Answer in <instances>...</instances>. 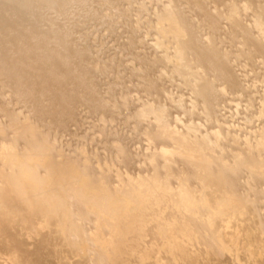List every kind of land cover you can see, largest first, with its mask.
<instances>
[{"label": "bare ground", "instance_id": "6f19581e", "mask_svg": "<svg viewBox=\"0 0 264 264\" xmlns=\"http://www.w3.org/2000/svg\"><path fill=\"white\" fill-rule=\"evenodd\" d=\"M86 1L89 2L88 0H0V78L8 85L7 87H10L9 89L14 93L12 96L20 97L24 105L26 103L29 105L28 108L31 107L32 112L38 115L37 119H40V114L49 117L51 122L46 127L51 131L54 126H62L61 124L67 120H72L73 107L78 101L94 99L97 105L101 106L105 102L100 100L99 93L97 90L96 93L93 86V77L95 79L93 73L95 70L98 72V67L94 69L91 66L94 69L93 77L88 74L91 72L87 59L90 51L86 53L85 49L76 45L79 41V37L78 40L76 39V31L80 30L79 23L73 18L66 23L63 21L65 24L59 22L68 17L74 9H78L82 15H87L86 9L89 8ZM115 1L120 4L119 0ZM104 3L108 5V2ZM110 5L108 6L111 8ZM100 7L98 8L101 9ZM162 7L163 9L160 7L162 11L154 16L156 19L153 26L155 25L159 31L162 40L168 41L166 43L171 49L169 48L168 54L159 56L167 61L166 65H170L171 72L180 77L176 76V78L187 84L201 99L202 105L198 107L203 114L201 117L210 119L213 114L207 112L205 106L217 94L218 88L214 87L215 80L220 77L226 82L238 84L222 63L223 53L217 45L221 31L220 23L228 21L232 38L238 34H242V37L244 35L245 41L243 46L240 43L242 46L239 47L240 53L246 56L251 51L255 52L252 61L264 66L263 0H166L165 6ZM246 8L254 11L252 21L238 16V12ZM115 9L117 11V7L113 8V11ZM187 11H196L204 19V23L209 25L208 36L198 44L194 42L195 33L188 23ZM49 13H52V17L55 16L56 19H48ZM98 15L97 17L101 18V14ZM35 16L40 20L36 25L31 23ZM111 20L113 22V19ZM9 22H14V25L11 26ZM250 24L255 27V36L251 35L252 32L248 34ZM45 27L49 29L48 32L45 31ZM149 29L155 28L149 27ZM162 40L160 42L163 45ZM140 61L137 60L138 63ZM140 65L144 64L140 63ZM171 76L174 77L173 74ZM153 82L152 84L148 82L151 84L149 91L161 94L160 87L155 84L157 81L154 84ZM46 98L48 99L44 100ZM143 102L142 108L139 106L140 111L150 112V117L152 116L156 124L153 125L156 128L152 126L153 131L150 129L151 137L160 134L159 136L168 138L172 145H168L172 147L169 150L173 149L179 155L182 154L184 160L192 167L191 171H187L195 180H199L198 183L201 181L203 187L200 184L197 187L185 185L186 187L177 190L169 184V177L165 182L163 180L161 182L157 177L158 173L151 170L150 173L139 172L138 175L135 173L131 175L129 172L120 173L116 168L113 173L117 180L111 185L104 183L100 176L86 177L81 170L82 162L79 160L76 162L74 157V159L68 157L59 146L56 147L57 153L52 155V147L46 139L45 132L40 130L35 133L33 130L36 128L34 113L32 117L35 119L28 114L29 109L27 114L17 116L19 113L16 115L9 111L8 107L7 109L1 107L3 115L7 116L6 122L11 128L14 127L12 141L4 144L0 142L2 145L0 160L5 163V166L0 168V256L6 264H258V262L264 264V228L262 224L256 222L255 214L247 215L250 212L248 198L246 199L245 196L246 201H244L241 197L243 200L240 201V195L235 190L237 186L232 185L230 181H227V184L230 183L228 185L230 188L227 187L228 191L223 185L220 186L226 191L225 193H222V188H218L221 195L211 194V198L207 195L214 190L213 181L220 182L219 178L223 180L225 175H231L236 166L240 169L241 159L238 152L234 149L229 151V159L221 156L211 157L208 152L218 142L204 131L192 128V125L189 128L186 125L188 130H184L168 122L164 105L154 106L147 100ZM18 104L20 105V102ZM103 106L107 105L103 104ZM140 111L137 112L138 115ZM186 111L185 113L188 114L187 108ZM212 121L214 122V119ZM202 122L204 124V121ZM5 124L7 127V123ZM66 124L63 125L66 127ZM1 126L0 124V128ZM38 127L41 129L40 126ZM254 135L255 141L254 137L251 138L252 140L240 138L241 148L247 146L248 150L254 145L264 147V128L257 130ZM49 136L47 137L51 140ZM151 137L148 138L151 140ZM18 138L24 139L25 147L22 146L21 151L12 150L11 143ZM215 138L217 139V136ZM230 140L234 142V139ZM253 141L254 144H251ZM56 145L54 144L53 147ZM165 147H160L156 152L151 150L154 153L149 149V159L154 154L163 158L168 157V149ZM171 159L172 156L166 160ZM261 162L264 164V161ZM258 163H255L256 167H259ZM152 165L155 166L154 163ZM260 169L259 172L262 173ZM256 170L258 171V168ZM175 174H178L177 171ZM244 174L246 175V172ZM180 176L182 177V174ZM175 177L179 178L177 175ZM246 177L241 185L246 183L250 189L251 184L248 182L250 179L247 177V180ZM179 179L182 181L183 178ZM224 182L226 185V181ZM192 185L195 184L192 182ZM203 190L205 192L207 190L208 193ZM214 192L220 193L215 190ZM207 197L210 199L208 200ZM210 200H214L213 209L210 208L213 212L207 218H196L194 216L196 210L200 206L208 205ZM167 209H174L181 217L167 219L164 215ZM83 220L89 221V224H82ZM217 225L222 227L223 232L216 228ZM214 228L216 231L219 229V232H215ZM206 233L209 234L207 238L203 236ZM208 241L210 243H207ZM91 243L97 248L95 254L89 252L88 245ZM99 253L105 256L104 259L95 258ZM222 258H225V261Z\"/></svg>", "mask_w": 264, "mask_h": 264}, {"label": "rangeland", "instance_id": "374dc122", "mask_svg": "<svg viewBox=\"0 0 264 264\" xmlns=\"http://www.w3.org/2000/svg\"><path fill=\"white\" fill-rule=\"evenodd\" d=\"M88 1L90 3L87 1L86 2H87L89 9H86V10L88 12L87 15H89V17H87V15H82V13L78 9L76 10L74 9L69 13L70 15H68V17L60 20L59 22L65 24L67 20H71L73 18L76 21V23H79L78 28L80 30L76 31V39L78 40L77 37H79V41L76 43V45H78L79 47L81 46L82 49H85L86 53L90 51L89 53L91 55L92 54L95 55V56L93 55L94 56L93 57L89 53L88 55L86 54L87 56H89V58L87 59H88V63H90V66L88 65V68L89 70H91V72L88 71L89 72L88 74L92 76L93 70L95 68L97 69L98 67V72L95 70L93 73V76H95V79L92 76L93 83H94L93 86H94L95 91L96 90L98 91L100 100L101 101L105 100V102L103 101L102 102L103 104H106L107 106H103V104H102L103 107L101 105H97L94 99H85V100L78 101L76 105L73 107V112H72L73 118H71L72 120H67L66 122L63 123V124L67 123L66 127L65 125L61 124L62 126H64V128L58 125V126H54L52 128L53 131H51L47 129L48 125L50 124L49 122H51L49 117L46 116L45 114H40L41 115V116L39 115L40 119H37L38 115H36L34 111L32 112L31 107L28 108L29 105L28 104L26 105V103L24 105L23 103L24 101H22L20 97L19 98L15 97V95L12 96V94L14 93L11 91V89H9L10 87H7L8 85L0 78V81H1L0 82V105H1L0 106V124L2 125L0 128V142L2 144L11 142L12 132L14 131V127L11 128L8 122H6L7 116L6 114L3 115L4 112L1 111V107L6 108V109L8 107V110L12 111L16 115L19 113L17 116L27 114V111L29 109L28 114L31 115V117L32 116L34 117V115H36V119L32 117L33 119H35L34 120L35 123L37 122L35 124L32 121V123H34L35 125L34 127H36V128H33V130L35 133L40 132V130L41 132H45L46 139L47 141H49L52 147L51 148L52 155L57 153L56 147L59 146V148L63 151L64 154L66 155L68 154L67 155L68 157H72V159L75 158L74 160L76 162L78 160L82 162V164L80 163L81 170L83 171V174L86 177L99 178L100 176L102 177L101 179H103L104 183H106L107 185H111L113 184V182L115 183L117 180L116 175L114 176V173H113V171H116L114 170L116 168L118 169V172L120 173L129 172L131 175H134V173L135 175H138L140 174L139 172L150 173V170H151V171H155L158 173L157 177L161 182L162 180L163 182H165L166 181L165 179H168L167 177H169V181H168L169 184L173 186V188H176L177 190L181 189L182 187H186V186H196L197 187L199 186V184L200 186L203 187L204 184L201 183V181L200 183H198L199 180H195L194 177H192L189 174L188 171L189 170L191 171L192 167L184 160V157L182 156V154L179 155L176 151H173V149L172 151L171 149L169 150V148H172V147L170 146L168 147V145H171V142L169 141L168 138L166 137L164 138V136H159L160 134L155 135L154 137L153 136L151 137L150 134L154 130L153 128H156V126L154 127L153 125H156V124L153 121L154 119L152 118V116L150 117L151 115L150 112H148L147 110H145V113H143L144 110L143 112L140 111L142 106L144 105L141 103L147 100V101L152 102L154 106L161 104V105H164L165 107L166 120L168 122H170L173 125H177L184 130H188L190 125H192L193 126L192 128L195 127L194 129H198V131H202V132L204 131V133L209 135V137L212 138L215 142H218V144L215 143L216 146L213 145L210 151L208 152V154L211 157L221 156V157H226L227 159H229V156H228L229 151L231 150L233 151L234 149L235 152H238V155H240L239 158L241 159V163L239 165V167L241 166L240 169L238 168V166H236V168L234 169L231 175L229 176L225 175L227 179H224L225 177H223V180L219 178L221 183L217 181H213L212 184L215 187L218 186V183H220L218 187L216 188L214 187V190L216 192H220L218 188H220V186L223 185L224 189L228 191V188H230V186L228 185H230V183L232 185H236L237 189L235 190L236 192L238 191V194L240 195V196L237 195L240 198L238 199L241 201L245 198V196H246V199L248 198L247 202H248V209H250V212H248L247 210L248 212L247 215L248 214L250 215V213L252 215L255 214L256 216L255 220H257L256 222H259L260 224H262L264 228V168H263L264 164L263 162H261V161H264L263 159H261V158H264V156H262V154L264 155L263 153L264 147L262 146L260 147V145H258L259 147L258 148L257 146L254 145L256 151L254 150V147L252 148L248 147L250 149V150L248 149L249 151L247 150V146H242L243 149L241 148L242 140H245L247 138L248 140H252L251 138L254 137L253 140L255 141L256 137L254 134L256 133V131L260 130V128L262 129V127L264 128V66L260 64H256L252 61L251 58L255 55L254 54L255 52L251 51L253 54L249 52V54L248 55L246 54V56L240 53V48L243 46L244 41H245L244 35L242 37V34L240 35L238 34L237 36L239 38L237 36L232 38V34H230L229 32L230 24H227L228 21L227 22L221 21L220 23L221 31H219L218 44H217L218 49L221 50V52L223 53V57H222L223 66L228 72H230L233 75V77L236 79V82L238 84L236 85L232 82H226L220 77L217 78V80H215L214 87L218 88L216 89L217 94L213 96L210 102L206 104L205 106L206 111L209 112L210 114H213L211 118L209 119L203 116L201 117V115L203 114H202L201 109L198 108L199 105L200 107L202 105V102L200 101L201 99H199V97H197L192 92V90L187 84L181 82L182 80L179 81L180 79L178 80V78L180 77L177 74L172 73L170 65L169 64L166 65L167 61H164L160 57L162 54H168L169 53L168 51H170L171 48H170V45L166 43L168 41L162 40V38L160 37L159 31L156 29L155 25L153 26V24L155 23L154 21L156 19L154 17L155 14L158 13L159 11L160 12L162 11L161 8L163 9L162 6H165L166 0H163V1L161 0L160 1L159 0H140V1L139 0L138 1L137 0H119L120 2V4L118 3L119 9H118V4L116 3L117 1L114 2V0H108V1L103 0V2L101 0L100 1L93 0L92 2L90 0ZM104 2H108V5L112 3L113 6L111 4L110 5L111 8H110L108 5H106L107 3L105 4ZM109 2L111 3L109 4ZM160 2L162 4H160ZM92 4L94 5L93 7H92ZM115 6L117 7V11L115 9L114 10L115 13L113 14L114 12L113 8H116ZM98 7H100L102 10L99 9ZM263 8H264V0H263ZM90 9L91 10L94 9L95 13H94V10L91 11ZM98 9L101 10L102 13ZM246 9L249 10V11L247 10L248 13ZM246 9H244V11L243 10L240 11L241 13L238 12V16L243 19L252 21L253 20L252 16H253L254 11L251 8H246ZM71 14L74 17H72ZM98 14H101L100 16L101 18L97 17L99 16ZM115 14H116V17L113 18ZM186 14H187L188 23L195 33L194 42L198 44L200 43V41L204 40V38L208 36L209 25L207 23H204V19L201 16H199L196 13V11H187ZM119 15L123 17L121 18V16ZM52 16H53L52 13H49L47 15L48 19H51V20L56 19L55 16L54 17ZM102 17H105V19ZM124 17H125V20H124ZM85 18H88V20ZM33 19L31 20L32 24L36 25L40 23V20L38 17L35 16ZM106 19H109V20L106 21ZM111 19H113V22ZM104 20H105V23L103 24ZM108 21L111 24H109ZM9 24L13 26L14 22H9ZM191 24L193 25V27ZM81 25L83 26L81 27ZM251 25L252 24H250V26ZM149 27L150 28L154 27L155 29H149ZM225 30H228V31H225ZM248 30H249L248 34L252 32L251 35L255 36L254 34H256V30L254 26L249 27ZM45 31L48 32L49 29L45 27ZM198 31L199 33H197ZM161 40L164 41L163 43L165 45L164 44L162 45V42H160ZM158 43L160 44V46L158 45ZM240 43L242 46H240ZM83 44H85L84 45L85 47L83 46ZM88 45L90 46L88 47ZM89 49H91L92 52ZM144 53L146 55H144ZM241 55L244 56V58ZM137 60L138 61L141 60L140 63L144 64L143 65L144 67L140 65V63H138ZM145 60L148 62L149 66H147L148 64H146L147 62ZM148 60H150V62ZM248 60L252 61V63ZM143 61L145 62L143 63ZM91 66L94 69H92ZM172 74L175 77V79H173L174 77L171 76ZM235 74L238 76V78ZM176 76L178 78H176ZM150 79L153 80L154 82L157 81V83L155 84H158V86L160 87L162 91V93L159 94L161 95V97L158 94L152 93V91H149V87L153 82V81L151 82ZM145 81H148L151 84L149 83L150 84L149 85L148 82L145 83ZM1 89H2V92H1ZM9 92L11 93L10 95H9ZM47 99L48 98L44 100H47ZM18 101L20 102V105L18 104L19 103ZM3 104L5 107L2 106ZM187 105H189L190 107L188 108ZM139 106L141 108H139ZM186 108L189 111L188 114L185 113L187 112ZM15 109H17L18 112ZM138 111H140L139 115L137 114ZM32 113H34V115ZM197 113L198 114L200 113V114L198 115ZM202 118L203 119L205 118L206 121L203 120ZM181 119L183 121H181ZM213 119H214V122L212 121ZM43 120H44V123H43ZM202 121H204V124ZM210 121L212 122L210 123ZM5 123H7V127ZM193 123H197V124L199 123V125L193 124ZM186 125L188 126V128H186ZM209 125H212V126H209ZM38 126H40L41 129H39ZM150 129L151 130L153 129V130L150 131ZM209 131L211 132L209 133ZM228 131L231 133H229ZM216 132H219V133H216ZM147 133L149 136L147 135ZM47 136H49L51 140H49ZM215 136H217V139L215 138ZM227 136L229 137V139ZM148 137H151V140ZM230 139H234V142L233 140L231 141ZM236 140L239 142H237ZM254 141L251 144H254ZM54 144L55 145L57 144V145L53 147ZM217 145H219L218 148L220 150L217 148ZM22 146L23 148L25 147V141L23 138H18L11 143L12 150L21 151L23 150ZM165 146L168 149L167 155L169 156L166 158H163L162 156L154 154L150 158L152 159L150 161L149 156H148L150 151L152 150L156 152L157 149H159L160 147H165ZM226 147L228 149H226ZM244 147H246V149ZM1 148H2V145L0 146V151H1ZM149 149L150 151L148 153ZM222 150H223V153H222ZM251 150H253V152H257L258 154L255 155V153L252 152L253 153L252 155ZM224 151H226L227 154ZM258 151H261V152L263 151V152L261 153ZM213 152L216 155L213 154ZM260 153L261 155H259ZM77 155L81 157L83 156L82 157L83 159L81 157H78ZM171 156H172V159H171L172 161L166 160L168 158L170 159ZM76 157L80 158L81 160ZM256 161L259 162L258 163L260 164L259 167L262 170L259 167H256V164H255L257 163ZM153 163L155 164V166L152 165ZM4 166H5V163H3V161L0 160V168ZM166 166L167 167L169 166V168H167ZM164 167H166L167 170ZM255 168L256 169L258 168V171ZM182 169H185V171ZM259 169L261 170L262 173L259 172ZM97 170H99V172ZM165 170L167 171V173ZM178 170L182 172L180 173V171ZM249 170H252V171H249ZM135 171L136 172L138 171V173H136ZM176 171L178 174L179 173L180 174L179 175L175 174ZM244 171L246 172V175L244 174L245 173ZM184 172H186V174ZM170 173L171 175L172 174L174 175L171 176ZM258 173L260 174L256 175ZM181 174H182V177L180 176ZM176 175L177 177L180 176L179 178L181 179L183 178L182 181L179 178H176V177L174 178V176ZM246 176L250 180H248ZM245 177L252 186V187L250 186V189L246 185V183L245 185H241ZM224 181H226V185ZM227 181L228 182L230 181V183L227 184L228 183ZM182 182L184 185L183 184L181 185ZM192 182L195 185H192ZM205 189H206V186H205ZM224 189L223 188L221 189L223 190L222 193L226 192L224 191ZM239 189H240V193H239ZM214 190L210 194L208 193L207 190L206 192L208 194L205 192V190L203 191L210 198H211L210 196L211 194L213 195L218 194L217 196L221 195V192L215 193ZM208 197L207 199L209 200L210 198ZM244 201L246 200L244 199ZM210 202H212L211 205H210ZM210 202L208 205L205 204L204 206H200L199 209L196 210V213L194 216H196V218H201V219L207 218L213 212L212 205L214 204V200H210ZM251 208L252 209L255 208V209L252 210ZM251 210L255 211V213L252 212ZM164 215L167 219H172L175 216L181 217L180 215H178V213L174 209L165 210ZM82 224L87 225L89 224V221L83 220ZM216 228H219L220 232H223L222 227L220 228V225H217ZM219 229H217L218 232H219ZM214 230L215 232H217L215 228ZM225 232H227V230ZM103 233L106 234L105 231H103ZM203 236L207 238L209 237V234L206 233V234H203ZM151 238L153 239V236ZM199 238H202V236H199ZM207 243H210V241H208ZM88 249H90L89 252L92 251L93 254H95L94 252L97 251L95 250L97 248L92 243L88 245ZM104 257L105 256L101 253L95 255V258L99 260L104 259ZM222 260L225 261V258H222ZM0 261H1L0 263L6 264L4 262V259L1 258V256H0ZM260 263L258 262V264Z\"/></svg>", "mask_w": 264, "mask_h": 264}]
</instances>
